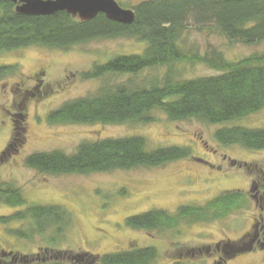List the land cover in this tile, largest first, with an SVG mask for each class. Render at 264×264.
<instances>
[{
  "label": "rangeland",
  "instance_id": "374dc122",
  "mask_svg": "<svg viewBox=\"0 0 264 264\" xmlns=\"http://www.w3.org/2000/svg\"><path fill=\"white\" fill-rule=\"evenodd\" d=\"M117 1L124 8H132L143 0ZM144 47L135 38L123 36L100 38L69 49L31 46L0 53V65H17L16 72L0 79V181L18 186L28 204L59 205L68 209L74 219L69 233L58 236L50 245L43 237L48 234L35 235L30 240L9 232L27 227L28 222H0V259L5 256L14 264H28L26 255L37 258L45 255L48 259L56 252L54 249L96 256L153 247L157 251L153 264H212L218 255L227 258L222 248L229 237L235 239L249 229L252 217L258 214L250 197L247 206L238 207L221 218H184L174 227L151 230L126 224L128 217L148 210L174 213L184 205L204 207L231 190L245 193L252 177L259 185L264 181V149L222 145L215 138V131L222 125L197 119L170 121L160 111L155 113L158 118L155 122L145 124L47 121L50 111L98 89L101 80L82 77L96 62L103 63L120 54L141 53ZM183 47L202 55L218 52L227 60L237 61L264 51V41L251 45L232 42L216 30L200 31L194 26ZM178 67L181 78L219 73L204 63H179ZM37 73L41 82L35 78ZM223 125L264 127V108ZM17 130L21 132L17 134L19 144L4 155ZM130 135L145 137L153 148L188 146L193 156L161 167L65 175L40 173L25 162L29 154L37 151L58 149L73 153L84 141ZM20 208L23 206L2 203L0 216ZM204 214L216 216L212 210ZM67 261L93 264L89 259L77 262L68 258ZM225 264H264V252L259 249L239 254Z\"/></svg>",
  "mask_w": 264,
  "mask_h": 264
},
{
  "label": "trees",
  "instance_id": "16d2710c",
  "mask_svg": "<svg viewBox=\"0 0 264 264\" xmlns=\"http://www.w3.org/2000/svg\"><path fill=\"white\" fill-rule=\"evenodd\" d=\"M132 9L135 20L124 24L110 20L104 13L87 21L66 11L23 15L16 11V3L0 0V53L31 46L69 49L100 38H135L145 44L141 53L120 54L106 62H96L82 77L101 80L98 89L50 111L47 121L145 124L155 122L158 119L155 113L160 111L170 121L197 119L222 125L215 131V138L222 145L238 144L250 150H263L264 127L223 124L241 120L264 108V51L230 61L218 52L211 55L188 52L183 44L194 26L200 31L216 30L232 42L251 45L264 41V0H143ZM179 63H204L219 73L181 78ZM16 71L17 65H0V79ZM18 133L21 134L18 130L14 133L4 155L19 144ZM191 156L193 152L188 146L153 148L145 137L130 135L84 141L73 153L58 149L37 151L29 154L25 162L40 173L65 175L161 167ZM244 197L240 191L226 192L201 208L182 206L174 213L152 209L128 217L126 224L151 230L174 227L184 218H220L241 206ZM2 203L23 206L10 215L0 216L3 224L28 222L27 227L9 230L21 238L34 240L35 235L48 234L43 237L50 245L58 236L69 233L74 224L68 209L59 205L28 204L22 190L13 183L0 181ZM208 210L216 216L206 217L204 213ZM54 250L52 258L48 256L50 259L45 255L41 258L26 255L25 258L28 264H69L68 258L77 262L89 259L93 264H153L157 256L153 247L96 256ZM7 259L2 256L0 264H14Z\"/></svg>",
  "mask_w": 264,
  "mask_h": 264
},
{
  "label": "water",
  "instance_id": "95a60500",
  "mask_svg": "<svg viewBox=\"0 0 264 264\" xmlns=\"http://www.w3.org/2000/svg\"><path fill=\"white\" fill-rule=\"evenodd\" d=\"M16 3V11L23 15H51L59 11L81 21L95 18L104 13L107 18L124 24L135 20L132 8L122 7L117 0H10Z\"/></svg>",
  "mask_w": 264,
  "mask_h": 264
},
{
  "label": "flooded vegetation",
  "instance_id": "af4514ba",
  "mask_svg": "<svg viewBox=\"0 0 264 264\" xmlns=\"http://www.w3.org/2000/svg\"><path fill=\"white\" fill-rule=\"evenodd\" d=\"M35 78L41 82L40 77L35 74ZM252 182H250L249 190L244 193V202L239 208H243L248 205L249 197L254 201L256 210L258 214L252 217V221L248 230L242 233L237 238H228L223 245V252L227 256L224 259V256L218 255V258H214L212 264H225L231 258L239 255V254H247L250 251L261 250L264 252V181L259 185V182L254 181L253 177ZM231 191H241V190H231ZM228 191V192H231ZM247 193V194H246ZM184 206H192V205H184ZM235 211V210H233ZM231 211V212H233ZM260 211V212H259ZM200 215L198 218H201ZM221 218V217H220ZM218 249L219 246H218ZM190 253V252H188Z\"/></svg>",
  "mask_w": 264,
  "mask_h": 264
}]
</instances>
